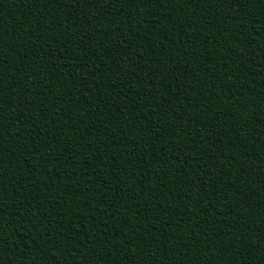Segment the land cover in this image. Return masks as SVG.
Here are the masks:
<instances>
[{
    "label": "trees",
    "instance_id": "trees-1",
    "mask_svg": "<svg viewBox=\"0 0 264 264\" xmlns=\"http://www.w3.org/2000/svg\"><path fill=\"white\" fill-rule=\"evenodd\" d=\"M264 0H0V264H264Z\"/></svg>",
    "mask_w": 264,
    "mask_h": 264
},
{
    "label": "snow or ice",
    "instance_id": "snow-or-ice-1",
    "mask_svg": "<svg viewBox=\"0 0 264 264\" xmlns=\"http://www.w3.org/2000/svg\"><path fill=\"white\" fill-rule=\"evenodd\" d=\"M112 2L115 3V0H112ZM221 2L231 4L235 2V0H221ZM260 51L264 52V48L260 49Z\"/></svg>",
    "mask_w": 264,
    "mask_h": 264
}]
</instances>
